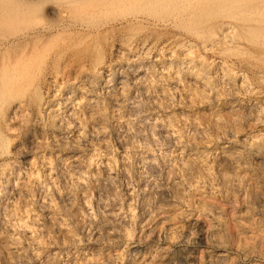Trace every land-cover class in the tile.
<instances>
[{
	"label": "bare ground",
	"instance_id": "obj_1",
	"mask_svg": "<svg viewBox=\"0 0 264 264\" xmlns=\"http://www.w3.org/2000/svg\"><path fill=\"white\" fill-rule=\"evenodd\" d=\"M196 2L0 0V193L10 191L7 210L0 217V230L10 242L8 247L0 244L2 264H26L30 258L35 264H51L57 256L51 234L74 225L86 204V191L91 190L98 197L96 207L100 208L103 188L114 182L121 184L126 196L133 194V183L140 186L141 192L135 197L139 214L145 219L168 208L170 201L185 204L188 194L207 195L220 184H225L244 198L247 213L256 228L261 229L264 217V134L254 135V138H249L247 146L238 147L235 140L244 142L246 138L243 134H234L237 124L234 119L224 128L220 145L208 154L192 140L188 142L187 149L180 152L156 153L145 143L149 139L143 129L147 125V110L140 108L132 96L134 92L147 101L162 100L168 108H175V98L181 91L183 79L192 82L198 79L208 89L203 96L207 105L219 96L227 110L241 111L242 120L249 119V116L257 118L263 110V105L254 100L242 107L234 105L235 90L231 85L221 90L211 85L212 77L208 72L216 64L210 58H205V64L199 63L201 57L198 52L214 55L220 49L234 50L245 46L240 35L235 36V40L231 38L233 35L225 36L224 31L221 32L225 27L233 32L237 30L234 17L219 20L221 22L210 29H189L188 24L192 25L193 15L197 12ZM200 4L203 5V1ZM136 26L169 31L179 41L174 44L166 42L157 48L148 39L127 43L112 39V58L108 63L100 65L93 59L87 65L77 66L64 78L52 73L44 79L48 92L45 102L40 108L29 103L27 94L32 88L34 70L39 71L41 63L52 59L56 51L86 41H91L89 45L92 46L94 37L101 34L113 37ZM237 59L230 61L241 64ZM134 65L142 70L140 75L134 69L131 72ZM216 67L221 69L222 77L227 75L223 66ZM250 90L245 80L241 81L237 91L252 92ZM6 99L10 100L9 103L2 105ZM18 120L23 121L19 133L12 127ZM258 122L264 128V121ZM178 124V132L192 128L188 117L180 118ZM109 135H114L119 141L118 160L109 157V148L101 144ZM178 137L175 141L181 143ZM89 149L94 153L87 156L83 151ZM37 150L46 153L40 158H31ZM13 157L21 158L22 169L7 165V159ZM206 159L211 161L204 165ZM238 172L246 174V177H238ZM162 177H165L164 182H161ZM22 206H29L23 213L25 215L17 212ZM192 210V213L179 216L180 223H187L195 211L200 212L199 208ZM213 210L206 213L212 227L206 237L204 263L224 264L228 251L221 236V216L219 211ZM125 221V218H120L112 224L101 222L107 242L116 243L126 237ZM37 241L51 249L32 256L23 252L21 247L31 248Z\"/></svg>",
	"mask_w": 264,
	"mask_h": 264
},
{
	"label": "rangeland",
	"instance_id": "obj_2",
	"mask_svg": "<svg viewBox=\"0 0 264 264\" xmlns=\"http://www.w3.org/2000/svg\"><path fill=\"white\" fill-rule=\"evenodd\" d=\"M200 1L201 3L203 1V5L200 4ZM195 12L193 17L197 18L192 19V25H189V22L188 28L196 31H200V29L202 30L204 28L208 29L215 23L225 20V18H235V23L238 27L237 30L233 32L225 27L222 28L221 32L224 31L225 36H230V34L233 35L231 38H234L235 40V36L237 37L240 35L239 37L241 39L243 38L242 44L245 48H234V50L220 49L214 55L200 51L198 52L201 57L199 63L201 62L202 64H205L207 58H210L214 64H216L215 67L219 65L224 67L222 69L225 70L227 75L229 74L228 76L226 75L225 77H222V71L219 67H216V69H219L220 71L216 70L214 67L208 72V76L212 77L210 80L211 85L220 90L222 87H228V85H231L234 88V105L242 107L245 103L249 104V101L254 100L257 101V103L259 101L263 105V110L257 115V118L259 119H257L256 116H249V119L242 120L241 111L235 113L227 110L223 99L219 96L207 105L203 96H205V91L208 89L205 88L198 79L197 81L194 80V83L192 80L183 79L181 82V91L175 98L177 102L175 108H168L166 103L162 100L155 101L152 99L147 101L144 97L140 96V94L134 92L132 93V96L134 99L136 98L135 100L140 105V108L147 110L145 114L147 125L143 129L149 139H147L145 143L151 146L156 153L180 152L186 150L188 142L192 140L193 144L199 147L201 151L208 154L220 145L219 139L222 136L224 128L226 129L234 119L237 121L233 130L234 134H243L245 138L248 139H245L244 142L235 140L234 144L236 146L245 147L249 143V138L258 137L264 134V128H262L258 122L262 120L264 121V0H197ZM132 29L133 31L131 32ZM132 29L129 30L130 32L126 29L124 30L125 32L122 31L116 33L113 37H106L101 34L98 37L93 38L95 44H91L92 46L89 45V42L91 41H86L83 44L71 48L70 46H65L62 50L56 51L57 53L53 56V58H55L54 60L52 58L45 63H41L39 71L37 69L34 70V78L32 77L33 80H31L32 88L27 94L30 98L29 103H31L33 107L37 106L40 108L45 102L48 92L44 79L52 73H57L60 77L62 75L61 78H64L65 74L68 75L69 73H73L77 66H80L81 64L87 65L93 61V59L97 60L100 65L108 63L112 58L111 46L113 43L112 41L114 40H120L127 43L148 39L153 45H157L158 42V45H155L157 48L166 42L174 44V42L179 41L177 37H174L173 33L162 29H151L150 27L144 28L142 26H136ZM94 46L98 49H95ZM67 47L69 49H67ZM221 53H223V55H221ZM245 53L248 58L245 57ZM58 55L61 58L58 57ZM89 55L92 56L90 57ZM236 58L239 59H237V62L242 63H234L233 60ZM231 59L233 60L230 61ZM55 69H58L59 72ZM133 69L138 72L136 73L137 75L142 73V70L138 69L137 65L132 66L131 72H134ZM231 70H234V72ZM245 80L249 90L252 88V92L247 91L245 93L243 91H237L239 90L241 81L245 82ZM164 87L167 89L166 86ZM9 101V99H6L2 105L9 103ZM187 117L192 123L191 130L189 129L178 132L180 129L178 124L179 119H187ZM21 124L23 125V121L21 120L19 122L18 120L14 122V126L12 125V127L19 133ZM176 136H179L178 138H180L181 143L175 141ZM103 142L101 144H106L109 148V157L118 160L120 144L119 141H117V138L114 135H109ZM45 153L46 152L43 150H37L31 155V158H40V156ZM83 153L88 156L94 152L89 149L83 151ZM204 161V165H206L211 160L206 159ZM6 163L8 166H12L15 169H22L21 158H8ZM244 175L246 177V174L242 172L237 173L238 177H244ZM164 179L165 177H162L161 182H164ZM114 183L103 188L102 196L100 197V202L102 201L100 208L96 207L98 197H96L91 190L86 191V204L77 217L74 225L71 228L64 229L67 231L61 230V232L51 234L50 237L56 246L54 252H56V255L58 256H56L51 264H205L204 256L207 252L206 237L212 227V223L209 221L206 213L208 210L213 209H215L213 211H219L218 213L221 216V236H224H222V240L225 241L224 243L228 251L224 264H264V217L261 220V229L258 230L254 225V220L249 216V213H247L245 201H243L244 198L229 190L227 185L220 184L215 191H212L213 193L211 192L210 194H207L208 196H200L196 192L188 194L186 197L187 202L185 204L170 201L168 208L152 214L145 219L139 214L138 203L135 197L136 194L141 192L140 186L133 183V194L131 196H126L121 184L119 182ZM8 192L0 193V217L6 212L7 206L10 202V191ZM194 207L199 208L200 212L197 213V211H195L196 213H193L187 223H180L179 216L186 212L192 213ZM28 209L29 206H27V208L22 206V209H18L17 212L21 215H25L23 213ZM120 218H125L127 221H125L127 224L125 227L126 239L124 238L116 243H109L105 240L104 230L101 229L102 224L104 222L110 224L116 223ZM4 236H6L5 233L0 230V244L3 243V247H8L10 246V242H8ZM69 238L75 241L69 242ZM39 243L38 241L37 243L34 242V246L31 248L26 246L21 248L23 252L31 256L35 253H46L51 249L45 243ZM0 264L2 263L0 262ZM26 264H35V262L30 258Z\"/></svg>",
	"mask_w": 264,
	"mask_h": 264
}]
</instances>
